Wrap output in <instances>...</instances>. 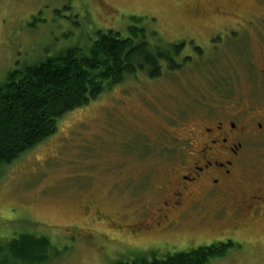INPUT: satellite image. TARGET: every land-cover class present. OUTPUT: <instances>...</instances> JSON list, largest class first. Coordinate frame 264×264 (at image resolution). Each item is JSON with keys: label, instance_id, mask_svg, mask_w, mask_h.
I'll use <instances>...</instances> for the list:
<instances>
[{"label": "rangeland", "instance_id": "rangeland-1", "mask_svg": "<svg viewBox=\"0 0 264 264\" xmlns=\"http://www.w3.org/2000/svg\"><path fill=\"white\" fill-rule=\"evenodd\" d=\"M174 1L0 0V82L20 64L42 62L74 47L86 50L98 32L108 29L128 37L130 26L146 28L152 32L146 34L150 46L193 37L184 24L190 22L188 12ZM239 64L230 93L246 102L259 89L251 91L253 66ZM205 68L187 63L154 78L138 71L63 116L53 136L0 171L1 239L17 233L46 237L52 248L50 260L42 264H112L139 257L118 239L103 237L83 209L93 200L105 215L124 213L131 221L134 210L166 194L162 189L175 172L172 155L176 139L190 126L188 114L217 98L216 77H205ZM249 154L242 174L246 183L264 177L263 150ZM223 225L215 227L224 231ZM208 227L191 223L177 232L191 239L207 234L203 240L215 228ZM206 241L200 245H209ZM235 244L239 247L208 264H264V219L253 220L247 242Z\"/></svg>", "mask_w": 264, "mask_h": 264}, {"label": "flooded vegetation", "instance_id": "flooded-vegetation-1", "mask_svg": "<svg viewBox=\"0 0 264 264\" xmlns=\"http://www.w3.org/2000/svg\"><path fill=\"white\" fill-rule=\"evenodd\" d=\"M175 1L188 12L190 22L184 24L193 37L166 44L179 48L173 63L179 69L187 63L207 64L203 73L215 75L213 101H218L201 102L197 114H188L190 126L176 139L172 155L175 172L162 189L166 194L134 210L131 221L124 213L105 215L93 200L83 209L88 223L100 225L103 237L107 233L147 259L183 252L184 246L202 247L205 240L220 246L246 243L252 221L264 219V177L246 183L242 175L249 153L258 147L264 153V87L259 88L264 86V0ZM239 60L253 66L251 91L259 89L246 102L230 93ZM220 221L226 230L215 227ZM191 223L215 228L203 240L207 234L191 239L177 232Z\"/></svg>", "mask_w": 264, "mask_h": 264}, {"label": "trees", "instance_id": "trees-1", "mask_svg": "<svg viewBox=\"0 0 264 264\" xmlns=\"http://www.w3.org/2000/svg\"><path fill=\"white\" fill-rule=\"evenodd\" d=\"M178 51L176 46H150L144 28L130 26L128 37L112 29L100 31L86 50L74 47L8 71L0 82V171L53 136L57 122L67 113L87 106L136 72L146 71L154 78L165 68L179 69L172 60ZM0 244V264H42L50 260L52 245L44 236L17 233L0 237ZM235 247L231 243L211 244L162 259L140 255L112 264H208Z\"/></svg>", "mask_w": 264, "mask_h": 264}]
</instances>
